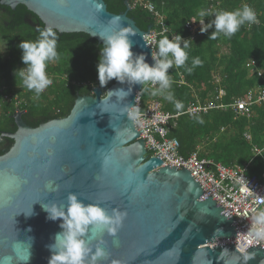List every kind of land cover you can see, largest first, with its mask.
Returning a JSON list of instances; mask_svg holds the SVG:
<instances>
[{"label":"water","instance_id":"1","mask_svg":"<svg viewBox=\"0 0 264 264\" xmlns=\"http://www.w3.org/2000/svg\"><path fill=\"white\" fill-rule=\"evenodd\" d=\"M17 4L36 15L44 29L82 32L100 44L92 33L119 16L136 32L132 51L145 53L152 63L144 39L152 25L142 30L127 16L128 0L121 13L108 11L103 0H0L11 9ZM127 87L115 81L103 93L94 86L92 94L76 96L67 116L36 127L23 121L21 111L12 115L15 131L1 133L13 143L0 155V264H48V246L62 231V221L48 219L41 203L65 205L69 192L109 212L113 207L127 212L115 236L97 233L92 241L93 247L101 236L105 242L107 256L97 264H264V248L239 252L226 242L235 236L232 217L186 169L147 157L126 111L142 85H133L123 101L107 99V91ZM49 181L55 190L45 187ZM31 204L34 214L25 216L21 211Z\"/></svg>","mask_w":264,"mask_h":264},{"label":"trees","instance_id":"2","mask_svg":"<svg viewBox=\"0 0 264 264\" xmlns=\"http://www.w3.org/2000/svg\"><path fill=\"white\" fill-rule=\"evenodd\" d=\"M103 1L110 12L125 11L124 0ZM149 1L161 13L168 30L165 34L169 35V39L179 33L185 39L191 37L194 43L188 50L186 65L169 69L172 81L170 90L175 100L183 103L184 108L178 111L172 102L162 96H152L153 87L142 88V100L156 98L163 111L176 113L184 111L189 103L197 99L203 102L214 98L218 88L225 91L223 100L228 103L261 84L264 78V0H218V5L215 4L216 0ZM211 3L214 9L229 11L248 4L256 11L258 23L241 26L231 38L221 35L215 40L208 39L214 28L201 33L199 27L194 35H190L185 23L193 17L199 19L198 11L206 9ZM4 9L5 14L0 15V44L3 47L6 41L7 44L4 51L0 52V155L13 143L1 133L15 131L12 115L16 111L22 110L23 121L36 127L48 120L67 116L77 95L92 94L94 86L100 87L104 93L116 81L112 79L104 87L99 85L96 66L102 44L82 32L59 33L54 30L57 34L59 60L49 62L46 69L53 83L38 99L35 98L34 92L24 88L19 78L15 79L14 70L24 67L22 51L17 45L23 39L34 40L38 35L37 29H44L43 23L21 4H17L14 9L6 6ZM127 16L142 30L155 24L154 17L140 8L129 9ZM213 18L205 17L204 22L208 23ZM196 57L200 58L202 65L194 68L191 73L187 72L186 68L191 67L192 59ZM249 59L256 62L262 76L249 74L245 66ZM181 78L184 83L179 84ZM145 88L149 90L145 91ZM254 111L256 115L249 119L234 120L229 109H212L192 117L182 113L171 122L168 135L177 138L179 153L182 155L197 150L199 157L227 166L244 165L251 160L247 171L256 172L263 167L257 165L256 161H261L259 156L251 159V143L264 146V107ZM195 117L202 119L203 123H199ZM245 131L250 132L251 143L245 141Z\"/></svg>","mask_w":264,"mask_h":264},{"label":"clouds","instance_id":"3","mask_svg":"<svg viewBox=\"0 0 264 264\" xmlns=\"http://www.w3.org/2000/svg\"><path fill=\"white\" fill-rule=\"evenodd\" d=\"M95 9L97 12L101 10L98 4L95 5ZM197 16L199 19L193 17L191 21H199L201 33L214 28L208 36L211 40L221 35L231 38L241 26L258 23L256 11L247 4L231 11L201 9ZM209 16L214 18L205 23L204 18ZM167 31L165 28L164 33ZM37 32L38 35L34 40L23 39L17 45L22 51L21 60L24 67L15 69L14 76L15 79L19 78L24 88L34 92L35 98L38 99L53 83L46 69L49 62L59 60V54L56 32L51 27L37 29ZM164 33H161L160 38L155 42L156 51L151 52V64L147 62L145 53L135 54L132 51L134 45L132 37L136 35V32L131 26H127L121 17L109 18L100 31L92 33V35H98L103 41L96 66L99 85L104 87L112 79L128 85L126 90L117 88L107 91V99L115 96L123 101L131 94L133 85L140 84L144 87L151 84L154 86L151 89L152 96H162L165 100L172 102L178 111L184 108L183 103L175 100L170 90L172 81L169 69L186 65L189 59L188 50L194 42L191 37L185 39L179 33L172 35L171 39ZM6 44L7 41L5 46L0 48V52L4 51ZM201 65L200 58H193L191 67H187L186 71L191 73L194 68ZM148 90L145 88V91ZM104 102L101 100L100 104ZM104 111L107 110L102 112ZM126 111L133 119L139 114V108L133 104H128ZM195 118L199 123H203L199 117ZM109 162V157L105 156L104 164L107 165ZM52 184L53 182L49 181L45 187L55 190ZM32 204L27 211H21L25 216L34 214ZM41 207L47 213L48 219L60 218L62 221L60 224L62 231L55 235L54 243L48 246L51 251L48 264H97L99 260L107 256L105 248L102 247L105 242L101 236L99 242L93 247L92 241L97 239V233L106 232L115 236L127 216V212L119 208L113 207L109 212L100 204L84 203L74 192L67 194L65 205L49 202L41 203ZM89 225H91L90 229ZM252 232L257 237H264V212L254 217Z\"/></svg>","mask_w":264,"mask_h":264},{"label":"built area","instance_id":"4","mask_svg":"<svg viewBox=\"0 0 264 264\" xmlns=\"http://www.w3.org/2000/svg\"><path fill=\"white\" fill-rule=\"evenodd\" d=\"M215 4H219L218 0ZM128 6L130 9L140 8L145 10L154 17L155 24L148 33L144 34L147 45L154 51L155 42L159 39L161 33H164V29L167 28L161 13L149 0H128ZM208 9H214L213 3L205 10ZM191 20L192 18L185 23V27L190 35H194L200 27V23ZM245 66L252 74L262 76L261 70L258 69L253 59H249ZM178 83L182 84L184 80L181 78ZM146 86L154 87L151 84ZM142 88L134 98V106L139 108V114L135 119L128 116L133 120L138 138L144 141L147 157L155 156L161 159L162 165L186 169L199 183L205 194L211 197L216 205L230 214L233 219L235 236L227 240V243L233 244L239 252H244L256 245L263 249L264 237L255 236L252 232V226L254 217L264 212V179L261 180L254 174L247 175L244 168H229L199 158L194 152L182 155L179 153L177 138L168 135L171 122L180 114L194 116L214 108H224L227 105L214 100L203 102L196 100L189 103L182 112L169 113L162 110L161 103L157 99H151L144 104L141 99ZM223 93V90L219 88L216 98H219ZM254 105H264V78L258 87L249 89L243 97H236L229 104L235 117H249L252 114Z\"/></svg>","mask_w":264,"mask_h":264},{"label":"crops","instance_id":"5","mask_svg":"<svg viewBox=\"0 0 264 264\" xmlns=\"http://www.w3.org/2000/svg\"><path fill=\"white\" fill-rule=\"evenodd\" d=\"M248 72H249V70H248ZM249 74H252V73L249 72ZM217 83H218V81H217ZM218 89H219V88H218ZM221 89H222V88H221ZM222 90H223V89H222ZM217 91H218V90H217ZM247 91H248V90H247ZM247 91H246V92H247ZM223 92H224V93H223L219 98H216V95H215L214 98H212V99H208V100H214V101H216V102H221V103L227 105V106L224 107V108H217V109H221V110L229 109V110L231 111V115L233 116V120H234V119H239V118L249 119V118L252 117V115H256V114H255V111H254L256 108L264 107V105H262V106L254 105V106H253V110H252V114L250 115L251 117H250V116H249V117H246V116H237V117H235L233 109L229 106V104L233 101L234 98H233L230 102H228V103L224 102L223 97H224L225 91L223 90ZM246 92H245V93H246ZM245 93H244V95H245ZM244 95H243V96H244ZM243 96H241V97H243ZM152 99H156V98H152ZM149 100H151V99H150V98H147V99L142 100V101H143V103L145 104V103H147ZM197 101H198V99H197ZM205 113H206V112H205ZM200 114H203V113H200ZM196 115H197V114H196ZM190 117H192V116H190ZM222 130H223V127L220 129V131H222ZM243 137H244V139H245L246 142L251 143L252 138H251L250 132L245 131V132L243 133ZM191 153H193V152H191ZM194 153H196V155L199 157V155H198V151H197V150L194 151ZM251 153H252V158H251V159H253V158L256 157V156H259V157L261 158V162H262V165H263V168H262L261 170L259 169V170L256 171V172H249V171H247V169H248V167H249V164H250L251 160H250L249 162H247L246 164H244V165H232V166H227V165H223L222 163L213 162L212 160L207 159V158H204V157H199V158H204V159L210 160V161L213 162V163H218V164H221V165H223V166H225V167H229V168H237V167H239V168H244V172H245L247 175H253V174H254V175L258 176L261 180H263V179H264V146H263V147H259V146L255 145V144L251 143Z\"/></svg>","mask_w":264,"mask_h":264},{"label":"flooded vegetation","instance_id":"6","mask_svg":"<svg viewBox=\"0 0 264 264\" xmlns=\"http://www.w3.org/2000/svg\"><path fill=\"white\" fill-rule=\"evenodd\" d=\"M1 7H0V9H2V11H0L1 13H0V15H4L5 13H4V11H6L5 9H4V7L5 6H3V5H0ZM15 8V7H14ZM30 22H31V20H30ZM18 111H21V115L24 113L22 110H18ZM22 118V117H21ZM14 121V120H13Z\"/></svg>","mask_w":264,"mask_h":264},{"label":"rangeland","instance_id":"7","mask_svg":"<svg viewBox=\"0 0 264 264\" xmlns=\"http://www.w3.org/2000/svg\"><path fill=\"white\" fill-rule=\"evenodd\" d=\"M2 47H3V45L0 44V48H2ZM256 162H257L258 167H263L262 162L260 160H258Z\"/></svg>","mask_w":264,"mask_h":264},{"label":"bare ground","instance_id":"8","mask_svg":"<svg viewBox=\"0 0 264 264\" xmlns=\"http://www.w3.org/2000/svg\"><path fill=\"white\" fill-rule=\"evenodd\" d=\"M214 109H217V108H214ZM212 110V109H211ZM210 111V110H209ZM208 112V111H207Z\"/></svg>","mask_w":264,"mask_h":264}]
</instances>
